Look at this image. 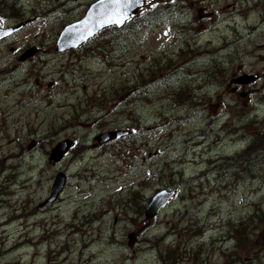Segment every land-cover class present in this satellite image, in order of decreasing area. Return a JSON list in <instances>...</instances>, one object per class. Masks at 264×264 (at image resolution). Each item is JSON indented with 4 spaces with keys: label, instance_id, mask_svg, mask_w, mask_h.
<instances>
[{
    "label": "rangeland",
    "instance_id": "374dc122",
    "mask_svg": "<svg viewBox=\"0 0 264 264\" xmlns=\"http://www.w3.org/2000/svg\"><path fill=\"white\" fill-rule=\"evenodd\" d=\"M95 1L0 0V264H264V0H147L55 52Z\"/></svg>",
    "mask_w": 264,
    "mask_h": 264
},
{
    "label": "water",
    "instance_id": "95a60500",
    "mask_svg": "<svg viewBox=\"0 0 264 264\" xmlns=\"http://www.w3.org/2000/svg\"><path fill=\"white\" fill-rule=\"evenodd\" d=\"M144 0H134L133 4L127 8H123V0H121V12H127L126 19L121 24H104V26H101V22L105 20L106 16L111 12L113 5L110 4L109 0H98L94 4H92L88 11L86 12L85 16L79 20L78 22L72 23L67 25L63 31L61 32L57 44H56V52H61L67 49L76 48L83 42H85L88 38L93 36L98 31L115 25L116 27H121L126 20L129 19L130 16L136 14L138 9H140L143 6ZM22 27V24L18 27L6 30V31H0V39L6 36L7 34L19 29ZM33 51L27 52L25 55H23L20 58V61L25 59L28 55H30ZM252 77H244L242 79H237L236 83H242L245 81H252ZM126 135H129L128 131L124 130H110L103 132L99 134L96 137V140L99 144L111 141L113 139L122 138ZM72 146V142L69 140H63L60 141L55 145V147L51 150L48 161L51 165H54L55 163L59 162L63 155L69 150V148ZM65 183V175L62 173H58L55 177L54 183L51 188V194L50 197L47 199L46 202H53L60 191L62 190ZM173 191H166L161 190L158 191L153 195L151 198L149 204L145 208L144 211V217L147 220H150L154 216L158 214V212L164 208L173 198ZM45 202V203H46ZM43 203L42 205H44ZM129 246H132L135 237L133 234L128 235Z\"/></svg>",
    "mask_w": 264,
    "mask_h": 264
},
{
    "label": "snow or ice",
    "instance_id": "6c2138e0",
    "mask_svg": "<svg viewBox=\"0 0 264 264\" xmlns=\"http://www.w3.org/2000/svg\"><path fill=\"white\" fill-rule=\"evenodd\" d=\"M109 2L113 5V7L111 12L106 16L105 20L101 22V26H104V24H121L126 19L127 12L120 11L121 0H109ZM133 2L134 0H123V8H129ZM136 2H138V0H136Z\"/></svg>",
    "mask_w": 264,
    "mask_h": 264
},
{
    "label": "trees",
    "instance_id": "16d2710c",
    "mask_svg": "<svg viewBox=\"0 0 264 264\" xmlns=\"http://www.w3.org/2000/svg\"><path fill=\"white\" fill-rule=\"evenodd\" d=\"M250 170V169H249ZM250 172H251V170H250Z\"/></svg>",
    "mask_w": 264,
    "mask_h": 264
}]
</instances>
